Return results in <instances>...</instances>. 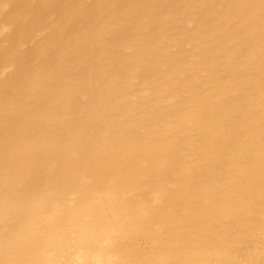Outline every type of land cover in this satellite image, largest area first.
<instances>
[{
    "label": "bare ground",
    "instance_id": "obj_1",
    "mask_svg": "<svg viewBox=\"0 0 264 264\" xmlns=\"http://www.w3.org/2000/svg\"><path fill=\"white\" fill-rule=\"evenodd\" d=\"M0 264H264V0H0Z\"/></svg>",
    "mask_w": 264,
    "mask_h": 264
}]
</instances>
